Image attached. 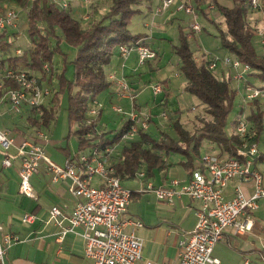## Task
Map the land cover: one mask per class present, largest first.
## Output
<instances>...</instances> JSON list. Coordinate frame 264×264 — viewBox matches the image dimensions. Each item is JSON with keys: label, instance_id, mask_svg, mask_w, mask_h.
<instances>
[{"label": "trees", "instance_id": "trees-1", "mask_svg": "<svg viewBox=\"0 0 264 264\" xmlns=\"http://www.w3.org/2000/svg\"><path fill=\"white\" fill-rule=\"evenodd\" d=\"M188 1L200 13H207L202 4H214L218 14L223 17L224 28L220 27L214 17H207L211 22L217 23L221 47L242 64L249 65L246 82L264 88V52L257 50L260 43L257 35L258 20L250 18V12L257 9L251 8L249 0H231L230 5L218 0H186ZM140 2L141 0H90L85 19L82 17L83 12L77 14L72 9L71 3L68 7H60L54 0H0V12L9 3L25 11L29 41L24 52L9 54L11 43L6 41L8 28L0 31V71L7 68L23 69L35 73L51 88V93L44 102L24 107L29 129L27 133L34 136L36 130L48 126L55 118L60 95L66 94L65 108L69 126L65 137L68 139L74 136L77 141L76 153L68 161L77 162L82 150L98 145L105 162L113 151L108 159L120 179L137 175L141 168L147 177L151 176L155 168L164 166L166 157L172 153L183 154L189 158L187 162L192 163L191 158L199 154L204 141L216 145V155L219 157L236 155V148L245 141L259 142L264 137V100L258 97L243 100L241 95L238 111L228 125V114L236 104L238 81L232 78V72L228 73L227 69L231 71L229 67L219 65L222 68L219 70L221 74H217L208 68L207 63L197 64L193 46L199 48L200 44L196 39V32L185 24L178 25V40L173 45V50L179 58L178 68L185 78L184 89L207 105L205 110L209 117L197 118L199 125L190 131L181 126L177 112L180 110L177 108V118L171 121L173 132L156 127L158 134L153 135L147 129L139 128L137 136L129 141L120 139L128 126V120L110 138L106 136V132L97 130L96 118L92 117L87 122L88 109L96 94L111 85L112 79L105 68L118 45L129 44L144 36L143 33H135L128 28L132 15L141 11L138 7ZM262 5L264 0H261V7ZM101 6L105 7L103 11L100 10ZM13 33H17L16 30ZM62 42L75 48L72 56H68L63 50ZM56 55L59 60L55 59ZM155 55H158L157 52ZM44 64L48 66V70L43 68ZM69 64L71 76L66 74ZM3 84L4 90L17 86L6 78L3 79ZM162 85L164 92L160 102L163 103L169 93L166 80H163ZM2 93L3 91L0 92ZM242 113L247 122V132L244 135L235 130L237 119ZM149 122H152V118ZM106 146H111L112 150L105 151ZM262 155L264 154H259Z\"/></svg>", "mask_w": 264, "mask_h": 264}, {"label": "built area", "instance_id": "built-area-1", "mask_svg": "<svg viewBox=\"0 0 264 264\" xmlns=\"http://www.w3.org/2000/svg\"><path fill=\"white\" fill-rule=\"evenodd\" d=\"M60 7H68L72 0H54ZM85 5L90 0H82ZM159 5L154 9V14L167 9L175 0H159ZM252 9H261L260 0H249ZM207 12L212 10L214 4L207 2ZM176 10L186 13H194L193 6L186 1H178ZM195 14V13H194ZM196 15V14H195ZM86 18V16H85ZM18 11L14 7L4 5L0 12V30L7 27H16ZM257 35L264 52V15L261 17ZM190 27L197 32L200 25L192 21ZM138 55L139 63L154 58L155 50L145 44L142 39L132 41L129 44H119L117 50L122 58H127L132 50ZM20 49L16 48V53ZM203 63L211 70H216L219 65L229 67L234 80L241 82L243 100L258 97L264 100V88L256 87L246 82V74L250 70L248 64H242L237 58L229 54L203 53ZM48 70L46 64L43 65ZM15 82L16 87L4 90L3 79ZM112 79L113 75H109ZM117 94L132 99V93L127 80L121 76L116 80ZM154 93L162 90L160 84H152ZM0 100L5 99L10 104L13 112H21L24 106H37L50 95L51 88L41 82L39 77L32 72L23 69L14 70L7 68L0 71ZM99 103L93 99L88 109L87 122L97 113ZM117 112H124L122 107L113 106ZM160 116L166 118L165 111ZM151 114L134 105L128 110V126L121 134L122 141H129L137 136L139 128L146 130L149 126ZM236 131L244 135L247 132V122L243 115H239L235 126ZM264 142V137H262ZM14 143L13 137L7 131L0 129V148L7 150ZM111 146H106L105 151L110 152ZM101 149L98 145L90 146L88 152L79 153L77 162L67 161L61 166L53 163L46 155L43 147L29 138H24L16 147V154L20 158L18 167V190L27 196H35L30 176L36 172L40 162L52 173V181L61 178L68 179L69 189L76 197L75 203L68 215V224L61 229L58 238L68 232L79 233L84 238V255L92 260V264H135L141 258L142 239L135 233V229L142 225L138 219L122 218L129 204L131 190L121 184V179L114 173L113 166L102 159ZM259 154L258 142L252 140L243 142L236 148V155L217 156L206 152L200 157V165L189 171V177L185 181L171 179L167 185L153 186L147 181L144 188L154 191L160 200L172 203L175 197L189 196L200 202L196 210V222L192 231L185 238L179 240L178 262L179 264H213L218 260L212 255L213 246L222 238L225 230L230 229L235 234L250 232V221L246 213L258 206V200L264 198L262 187V175L253 166L255 157ZM2 164L9 166V155L2 159ZM139 176L144 172L140 170ZM98 176L102 183L92 184L93 177ZM237 179L232 195L224 196L223 188L230 180ZM252 181L253 192L246 196L241 183ZM50 216L61 214V209L53 205L49 210ZM34 215L25 212L21 215L22 222L30 223ZM129 231H126L127 227ZM18 240V236L3 230L0 222V264H5V255L10 244ZM247 263V260L244 261ZM143 264H156L152 260H146Z\"/></svg>", "mask_w": 264, "mask_h": 264}, {"label": "crops", "instance_id": "crops-1", "mask_svg": "<svg viewBox=\"0 0 264 264\" xmlns=\"http://www.w3.org/2000/svg\"><path fill=\"white\" fill-rule=\"evenodd\" d=\"M80 4V0H75V4H71L72 9H74L77 14L82 10ZM153 7L154 6L150 3L148 4V12L151 21L153 19ZM212 11L214 16L218 14L216 8H213ZM82 12L83 11H81V13ZM173 17V13L170 12L163 16V21L161 22H170V18ZM253 19L256 20L257 17ZM152 26L156 28L159 25L157 23L156 25L152 23ZM161 38L166 40L164 37ZM148 39V37H144L142 38V41L152 48ZM222 54H227V52H223ZM156 57L157 55L153 59ZM146 61L149 62L150 60L148 59ZM137 63L138 55L136 51L129 54L127 58H122L118 50H115L110 63L106 66L108 69L106 73L108 75H113L109 87V97H117L116 99L118 100H125L127 108H130L132 103V106L134 105V107L143 110V108L150 105L147 99L144 100V105H141V102L134 103V97L138 96L143 90V88L139 86V76L138 74H135ZM220 69L222 68L219 67L216 70L217 74H221L219 71ZM228 70V73L232 72V70ZM127 71H131L132 73L128 76ZM121 76L127 80L130 86L132 93L131 100H129L128 97H123L117 94V87H115V84L116 80ZM41 82L45 84L43 80H41ZM239 83L240 82H237L238 87H240ZM133 94H135L134 97ZM161 98L162 97H160L159 100ZM24 107L22 111L19 112L20 114L18 118L12 120L10 124L7 123L5 119L3 120L0 118V129L6 130L8 135L14 139V143L7 150L0 148V222L3 225L4 231L11 232L18 236V240L10 244L7 248L5 264H92V260L84 255L85 242L84 238L79 233L68 232L63 237L58 238L61 229L68 224V215L76 200V197L69 189L68 179L61 178L57 181H52V173L46 169L44 162L41 161L36 172H34L29 179L35 196H27L20 193L18 190V167L20 164V158L16 154V147L24 138H29L33 142L41 145L45 155L48 156L44 145L46 143L54 142L44 128L36 130L34 136L27 133L29 129H27V114L26 108ZM96 108L97 113L94 118L97 119L100 116L99 114H101L102 108L100 104L96 106ZM11 112L13 111L10 109V104L6 98L1 99L0 115L6 113L11 114ZM97 114L99 115L98 117ZM150 114L152 122L149 124V130L148 128L147 130L153 135H156L153 131H150V128L154 127L156 129V127H160L157 122L158 115L153 111H150ZM98 129L99 131L106 132V136L109 138L113 136L116 130H118L101 129V127H98ZM111 132L112 134H110ZM69 138H71V136ZM68 139H66L65 145H60L58 147L64 154V160L61 166L65 165L68 160L73 159V155L77 150V141L75 137V146L72 148L68 145ZM258 147L259 154H264V142H262V139L259 140ZM89 148L90 147L81 152H88ZM200 150L201 151H199L197 156L191 158L192 163L187 162L189 159L187 156L180 153H172L166 157L164 166L155 168L151 176L147 177L146 173L141 168L144 172L143 176L137 174L133 177L121 179V184L126 187L124 182L138 180L142 184L149 181L153 186H163L167 185L171 179L185 181L189 177V171L200 165V157L202 154L206 152L218 154L216 145L208 141L203 142ZM112 153L113 151L107 156L106 163H109ZM259 154L255 157L253 166L260 171L262 175V187H264V167H259L258 165L259 162L264 161V155L259 156ZM7 155L11 157V164L9 166L2 164V159ZM177 164L183 168L182 171H180L179 168H173V166ZM169 167L170 169L172 168L170 174L174 173L176 174V177H170L167 175V169H169ZM167 177L170 179H167ZM237 182L238 180L236 178L230 180L222 190L223 195L227 197L232 195L234 184ZM100 183H102L100 177H93L92 184L98 185ZM241 185L246 196H249L253 192L254 186L252 181L241 183ZM130 190L133 194L138 193L132 189ZM160 201L171 206L170 209H172V212L165 211L164 214L166 217L162 220H168L171 224H174L176 228L174 227L167 230H139L140 234H137L136 230L143 226V223L141 226L137 227L135 233L147 244L145 247L142 244L141 258L138 262L136 261L137 264H143L146 260H152L156 264H179L178 242L188 236L194 228L196 222V210L200 206L198 200L182 195L180 197H175L172 203L163 200ZM53 205H56L61 209L60 215L55 217L50 216L49 210ZM178 211L181 213H177ZM25 212L34 215L32 222H22L21 215ZM125 212L122 214V218H134L130 215L128 216V214L126 215ZM246 218L250 221L249 225L251 231H246L242 234H235L230 229L225 230L222 238L213 246L212 255L218 260L213 264H245V260H247L246 264H264V198L258 200V206L256 208L247 211ZM128 228L130 229L128 226L126 231ZM151 247H154L156 252L155 250L154 252H151Z\"/></svg>", "mask_w": 264, "mask_h": 264}, {"label": "rangeland", "instance_id": "rangeland-1", "mask_svg": "<svg viewBox=\"0 0 264 264\" xmlns=\"http://www.w3.org/2000/svg\"><path fill=\"white\" fill-rule=\"evenodd\" d=\"M179 0H175L174 4L170 5L167 9L154 14V9L157 5H159V0H141L138 4V7L141 9L140 12L135 13L132 15L128 28L132 32H139L143 33V38L148 37L150 45L155 51L157 52V57L155 59H149L150 61H145L137 63V70L135 74L139 76V86L143 88L142 92L134 97V103L141 102V105H144V100L147 99L149 104L142 111H150L157 113L158 115V125H160L161 129L168 130L173 132L171 128V121L177 118L176 108H179L180 111L178 112V119L181 123V126L188 130H193L197 125H199L198 119L201 116L209 117L208 113L206 112L205 108L207 105L204 104L197 96L187 92L184 89L185 78L184 75L180 72L178 68L179 58L174 53V46L177 43V34H178V25L185 24L190 26L192 21L197 22L200 25V30L196 32V39L200 44L199 48L193 46L194 53L193 56L196 59L197 64L203 63L204 55L203 53L209 54H219L222 55L225 50L221 47L219 43V35H218V28L216 27L217 23H219L220 27L224 28L223 17L221 14H217L214 16L213 9L208 11L207 13H200L196 12L193 8L194 13H186L183 10H176L175 5ZM181 1V0H180ZM186 1V0H183ZM221 3L230 5L231 0H218ZM81 2V8L83 11L82 17L85 18L87 5ZM189 2V1H188ZM187 2V3H188ZM261 2V0H260ZM75 4V0L71 1V4ZM154 6L153 8V19L151 21V17L149 16L148 12V4ZM190 3V2H189ZM9 7H14L18 11V19L16 27H7L6 41L11 43L9 54H15L16 48H19L21 52H24L27 47L29 46V41L27 37V23H26V15L25 11L18 7L13 3L8 4ZM202 6L207 8L206 3L202 4ZM105 7L101 6V11H103ZM85 10V11H84ZM80 11V12H81ZM170 12L173 13L174 18L172 21L164 23L162 18L164 15L169 14ZM206 15V16H205ZM264 15V5H262L260 10H255L250 12V18L257 17V29L260 26V18ZM209 17H213L217 23L211 22ZM86 19V18H85ZM255 20V19H254ZM146 23V24H145ZM152 23L159 25L158 27L154 28ZM16 30L17 33H13ZM1 31V30H0ZM164 37L166 40L162 39ZM63 50L68 53V56H72L75 52V48L68 45L65 42L61 43ZM260 46V47H259ZM257 46V50H262L261 44L259 43ZM0 50V54H1ZM135 52L133 49L131 53ZM56 60H59V56H55ZM153 60V61H152ZM219 67V66H218ZM216 68V70L218 69ZM108 69L106 68L105 71ZM214 70L213 72H216ZM228 70V69H227ZM72 70L71 65H68L66 74L71 76ZM131 71H127L128 76L131 74ZM163 80L167 81L168 87V97L167 100H163V103L160 102L162 99L159 100L160 97L163 96L164 90H161L158 93H154L151 89L152 84H160L161 87L163 86ZM240 87L235 97L236 104L230 110L227 118L228 125L230 124L233 117L236 115L238 111V104L240 103L241 92L243 90L241 86V82L239 83ZM55 87V86H54ZM146 88V89H145ZM110 89H104L95 96V101L98 100V103L101 105V114H97L96 119V128L99 131L98 127L101 129H118L122 123L128 119V110L127 104L125 100H118L117 97L110 98L109 97ZM66 94L60 95L59 105L56 107L55 118L51 120L48 126L44 127L46 133L52 138L54 141L53 143H46L44 145L48 158L55 164L62 165L64 160L63 152L58 148L60 145H65L66 138L65 135L68 131V119H67V111H66ZM163 98V97H162ZM130 100V99H129ZM152 102V103H151ZM158 102V103H157ZM47 104V102H46ZM120 106L122 107L124 112H117L113 109L112 106ZM138 110L137 107H135ZM141 110V109H140ZM161 111H165L166 118H162L160 116ZM20 113L11 112V114H3L0 115L1 119H5L7 123L10 124L12 120L18 118ZM245 116V114H240ZM96 117V115L94 116ZM204 118V119H205ZM151 122H149L150 124ZM106 125V127H105ZM149 127V126H148ZM149 130V128H148ZM150 131H153L156 135V129L150 128ZM112 134V132L110 133ZM68 145L70 148L75 146V139L71 136L68 140ZM201 151V150H200ZM259 167H264V161L258 163ZM173 168H179L180 171L183 168L180 165H175ZM172 168L167 169V175L170 177H176L174 173L170 172ZM167 179H170L167 177ZM144 184V183H143ZM140 181H126L124 185L128 189H132L137 191L138 193H132L129 197V204L127 206V211L125 212L126 215H130L134 217L133 219H138L143 223V226L139 227L136 230L137 234H140L139 230H167L174 228V224H171L168 220H162L165 218V211L172 212L170 209L171 206L167 205L166 203L160 201L154 191L147 190L144 188ZM177 213H181L178 211ZM176 228V227H175ZM130 230L129 228L127 231ZM142 240L143 246H147L145 241ZM145 249V248H144ZM155 248L151 247L150 251L154 252ZM147 251V248H146ZM156 252V250H155ZM139 261V260H138ZM137 261V262H138ZM137 262L135 264H137Z\"/></svg>", "mask_w": 264, "mask_h": 264}, {"label": "bare ground", "instance_id": "bare-ground-1", "mask_svg": "<svg viewBox=\"0 0 264 264\" xmlns=\"http://www.w3.org/2000/svg\"><path fill=\"white\" fill-rule=\"evenodd\" d=\"M214 8V7H213ZM236 130V129H235ZM237 132V131H236ZM238 133V132H237ZM239 134V133H238ZM241 135V134H240Z\"/></svg>", "mask_w": 264, "mask_h": 264}]
</instances>
